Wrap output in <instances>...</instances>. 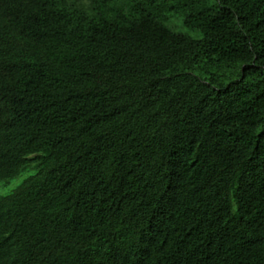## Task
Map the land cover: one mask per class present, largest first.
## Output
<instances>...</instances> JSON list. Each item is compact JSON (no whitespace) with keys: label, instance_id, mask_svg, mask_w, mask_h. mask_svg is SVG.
I'll return each instance as SVG.
<instances>
[{"label":"trees","instance_id":"16d2710c","mask_svg":"<svg viewBox=\"0 0 264 264\" xmlns=\"http://www.w3.org/2000/svg\"><path fill=\"white\" fill-rule=\"evenodd\" d=\"M0 264H264V0H0Z\"/></svg>","mask_w":264,"mask_h":264},{"label":"rangeland","instance_id":"374dc122","mask_svg":"<svg viewBox=\"0 0 264 264\" xmlns=\"http://www.w3.org/2000/svg\"><path fill=\"white\" fill-rule=\"evenodd\" d=\"M23 180V177L16 178L11 181L8 187H3V185L0 186V194H7L9 193L13 188H15L17 185H19Z\"/></svg>","mask_w":264,"mask_h":264}]
</instances>
